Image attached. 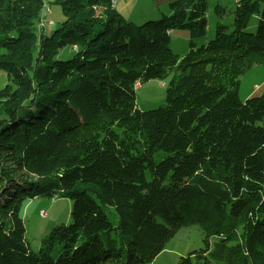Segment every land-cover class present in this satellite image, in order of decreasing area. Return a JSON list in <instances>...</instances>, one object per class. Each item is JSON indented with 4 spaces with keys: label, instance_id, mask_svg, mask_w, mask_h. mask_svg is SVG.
<instances>
[{
    "label": "trees",
    "instance_id": "16d2710c",
    "mask_svg": "<svg viewBox=\"0 0 264 264\" xmlns=\"http://www.w3.org/2000/svg\"><path fill=\"white\" fill-rule=\"evenodd\" d=\"M52 1L47 34L43 0H0V264H149L191 225L205 246L177 264H264V92L238 94L264 64V0H236L200 46L207 0L142 23L111 0ZM167 77L165 102L140 110L136 84ZM39 196L71 199L70 222L32 251L20 211Z\"/></svg>",
    "mask_w": 264,
    "mask_h": 264
},
{
    "label": "rangeland",
    "instance_id": "374dc122",
    "mask_svg": "<svg viewBox=\"0 0 264 264\" xmlns=\"http://www.w3.org/2000/svg\"><path fill=\"white\" fill-rule=\"evenodd\" d=\"M44 10H42V21L47 34L52 33L59 23L63 20L60 5L52 0H43ZM175 0H123L117 5L116 10L122 11L127 16L129 13L128 5H133L134 14L144 12V18L131 16L125 17L128 21L134 23H142L146 19H153L160 16L161 13H169L168 3ZM238 1V0H237ZM236 0H207L206 9V34L203 37L195 39V46H200L213 39L215 36V27L217 23L231 25L233 21V10ZM120 5V6H119ZM224 8V12L220 15L217 13V7ZM121 7V8H120ZM126 7V8H125ZM253 32L257 23L256 17L251 19ZM169 47L179 56H184L189 47V33L185 29L176 28L170 31ZM4 50L0 46V53ZM75 52L71 47H65L59 52V57L64 59L71 57ZM7 74L0 70V87L7 82ZM170 77L164 80L150 79L139 82L135 87V99L137 107L140 110L155 109L165 102L166 88ZM238 94L241 100L250 97L260 96L264 92V64L255 63L246 72L240 75ZM72 200L64 197L49 198L39 196L29 199L22 205L20 211L25 226V239L32 251H37L41 239L48 233L53 226L58 224H68L70 222V209ZM44 212V213H43ZM113 208L108 210L110 220L116 224L117 216H115ZM202 231L197 225H191L181 228L170 241L166 243L165 248L149 264H177L180 256H186L190 251L203 248L205 245L202 241ZM214 238L210 239L212 243Z\"/></svg>",
    "mask_w": 264,
    "mask_h": 264
},
{
    "label": "crops",
    "instance_id": "0c3cea01",
    "mask_svg": "<svg viewBox=\"0 0 264 264\" xmlns=\"http://www.w3.org/2000/svg\"><path fill=\"white\" fill-rule=\"evenodd\" d=\"M122 1L123 0H117L116 1V3H115V5H114V7L117 9V5H118V3L120 2V4L122 3ZM120 6V5H119ZM127 7H129L130 9H129V13H127V16H128V14H129V18H131V16H136L137 18H144V16H145V13L144 12H147V11H144V12H139V14H134V15H132L134 12H132L133 10H134V6L133 5H128ZM121 8V7H120ZM126 8V7H125ZM118 11H120L119 9H118ZM121 13H122V11H120ZM123 14V13H122ZM124 15V14H123ZM125 16V15H124ZM127 16H125V17H127ZM128 18V17H127Z\"/></svg>",
    "mask_w": 264,
    "mask_h": 264
},
{
    "label": "built area",
    "instance_id": "2783aa9c",
    "mask_svg": "<svg viewBox=\"0 0 264 264\" xmlns=\"http://www.w3.org/2000/svg\"><path fill=\"white\" fill-rule=\"evenodd\" d=\"M117 0H111V5L114 6ZM44 213V212H43Z\"/></svg>",
    "mask_w": 264,
    "mask_h": 264
}]
</instances>
